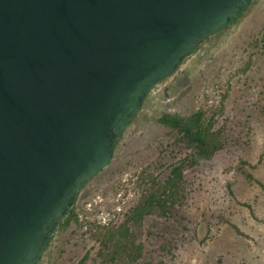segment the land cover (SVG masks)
<instances>
[{
    "label": "water",
    "instance_id": "95a60500",
    "mask_svg": "<svg viewBox=\"0 0 264 264\" xmlns=\"http://www.w3.org/2000/svg\"><path fill=\"white\" fill-rule=\"evenodd\" d=\"M253 0H0V264H37L149 92Z\"/></svg>",
    "mask_w": 264,
    "mask_h": 264
},
{
    "label": "rangeland",
    "instance_id": "374dc122",
    "mask_svg": "<svg viewBox=\"0 0 264 264\" xmlns=\"http://www.w3.org/2000/svg\"><path fill=\"white\" fill-rule=\"evenodd\" d=\"M197 110L223 146L193 163L157 119ZM174 167L181 174L168 184ZM151 194L167 202L137 220ZM74 215L37 264H264V0L149 92Z\"/></svg>",
    "mask_w": 264,
    "mask_h": 264
},
{
    "label": "trees",
    "instance_id": "16d2710c",
    "mask_svg": "<svg viewBox=\"0 0 264 264\" xmlns=\"http://www.w3.org/2000/svg\"><path fill=\"white\" fill-rule=\"evenodd\" d=\"M157 121L170 130L176 131L180 139L191 148L193 163H197L200 159L212 158L223 146L219 132L213 130L211 120L208 122L204 121V112L202 110H197L190 115H182L177 112H164L158 117ZM180 174L181 167H174L171 177L168 178V184L172 183L171 181L174 180L173 178ZM163 194H165V196L168 194L166 187L163 188ZM166 202L167 198L162 199L161 195H149L145 199V202L136 208L137 220L141 219L144 214L151 212L153 205L156 206V203H162L164 205ZM73 217H75L74 206L69 211L66 218L61 221L58 228L68 224ZM115 253L116 252H113V257Z\"/></svg>",
    "mask_w": 264,
    "mask_h": 264
}]
</instances>
